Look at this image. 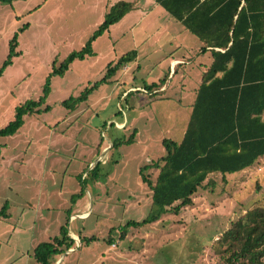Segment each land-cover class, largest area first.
<instances>
[{"label":"rangeland","instance_id":"374dc122","mask_svg":"<svg viewBox=\"0 0 264 264\" xmlns=\"http://www.w3.org/2000/svg\"><path fill=\"white\" fill-rule=\"evenodd\" d=\"M123 1L137 2L140 9L144 5L143 0ZM116 2L118 0L0 1V70L16 34V52L19 53L0 75V129L14 120L18 106L28 100L41 99L53 70L61 68L73 52L82 50ZM136 22L129 20L122 28H114L98 37L93 43L94 56L74 60L63 76L51 78L50 92L40 112L25 116L24 125L15 135L0 138V209L9 202L11 212L9 220L0 219V264H39L34 258L35 248L48 237L59 235L60 226L67 225L66 210L70 201L64 199L82 190V183L94 190V174L100 183L109 181L103 187L106 194L101 198L106 209L100 207L98 201L94 212L97 214L99 209L108 212L79 223L83 234L95 240H80L81 250L75 243L76 254L65 252L56 257L54 264H72L67 261L71 259L74 264H104L116 251L146 253L144 264H230L227 259L231 253L226 250L229 243L225 242V234L249 210L264 206L263 157L254 166L225 180L221 175L209 176L205 186L194 196L192 206L182 208L178 214L164 215L157 224L131 227L127 242L122 240L119 229L126 227L130 220L142 222L152 209V192L142 181L141 168L167 155L165 140L181 142L178 134L184 128L182 121L190 114L191 103L176 90L182 82L187 87L192 86L188 77L184 81L182 78L187 67H178V74L169 83L166 94L144 95L147 104L142 108L133 99L129 102L127 98L121 99L124 90L134 85L132 81L141 83L145 77L134 61L91 91L87 100L75 109L64 103L99 83L109 66H115L123 55L137 51L145 36L136 26L130 31ZM155 39L152 38L150 44L158 43ZM171 42L170 45L157 44L164 52L152 54V63L161 62L166 52L193 58L197 65L209 58L207 54L201 62L197 60L202 44L187 31H180ZM177 44L183 47L178 49ZM128 66L129 72L125 69ZM155 67L156 76L164 73L163 65ZM193 76L198 78L200 73L196 71ZM181 99L183 111L177 107ZM47 107L50 110L47 111ZM112 120L125 124V129L106 130V123ZM134 127L141 136L139 140L113 149L110 156L107 154L104 158L106 163L100 162V169L94 173L88 160L101 155L109 139L128 140ZM50 151L53 153L43 167L42 159H46ZM13 158L17 161H11ZM8 164L9 169L5 167ZM83 170L81 179L72 175ZM107 173L115 174L116 181L110 182ZM145 174L155 182L159 171L149 169ZM210 182L215 185H209ZM115 190L120 192L115 193ZM60 193L63 198L57 197ZM78 198L76 195L74 201ZM28 202L36 208L29 209ZM19 208L26 209L22 217ZM47 226L49 233L44 232ZM71 231L77 230L74 227ZM109 239L115 240L118 250H114V245L111 248ZM63 255L67 260L59 262ZM100 257L106 258L99 262Z\"/></svg>","mask_w":264,"mask_h":264},{"label":"trees","instance_id":"16d2710c","mask_svg":"<svg viewBox=\"0 0 264 264\" xmlns=\"http://www.w3.org/2000/svg\"><path fill=\"white\" fill-rule=\"evenodd\" d=\"M0 1L12 3L13 0ZM154 1L203 43L202 53L209 50L213 63L203 75L183 140L180 143L165 140L167 155L141 168L142 181L152 191V209L142 222L129 221L122 227V238L131 227L155 223L170 212L178 214L182 208L192 206L194 196L205 186L209 176L221 175L225 180L228 175L239 174L264 157V0ZM135 9L136 2L114 4L82 50L73 52L61 68L53 70L41 99L28 100L16 108L14 120L0 129V138L15 135L24 125L25 116L40 112L50 92L51 78L63 76L74 60L94 56L92 48L97 38ZM17 38L16 34L0 75L19 54L16 52ZM136 58L135 50L123 55L115 66H109L99 83L79 97L70 98L64 105L75 109L87 100L91 91ZM164 83L165 80L149 88ZM136 134L134 131L128 140L115 138L112 148L134 143ZM149 169L159 171L155 182L145 174ZM8 209L5 203L0 218L9 216ZM225 237V242L229 243L226 250L231 253L227 259L230 264H264V206L249 210L232 225ZM94 240L91 238L88 242ZM108 243L111 245L112 239ZM74 245L66 225L60 229L59 237L36 247L34 258L39 264H54L56 257Z\"/></svg>","mask_w":264,"mask_h":264},{"label":"crops","instance_id":"0c3cea01","mask_svg":"<svg viewBox=\"0 0 264 264\" xmlns=\"http://www.w3.org/2000/svg\"><path fill=\"white\" fill-rule=\"evenodd\" d=\"M118 2H120V0H118ZM143 2H144V5L141 6L142 9H140V6L136 2V8L137 9L135 11H132L131 13L127 14L119 23L113 25L108 30L110 32L114 28H117V29L122 28V26L125 22H128L129 20H131V23H133L134 21L137 20V22L130 28V31H132L134 28L137 27L140 29L142 35L145 36L144 41L141 42V46L137 48V58L134 61V64L138 67L139 71L143 70V73H145V75H144L145 77L143 78L141 83H138L136 81H132L131 84L135 85L137 83L136 86L131 85L128 90H124V92L121 95V99L123 100V99L127 98L128 102L133 99L136 102V105L138 107H140V105H141V108H142L143 105L147 104V100L145 99L146 97L144 95L132 94L133 93L132 92V93L128 94L126 97H124V93L128 92L132 88H147L148 90H151V91H159L155 95L162 93V92H163V94H166L170 89V84L174 80L175 76L178 74V71H179L178 67H180V68L182 66L187 67V68H185L186 72L184 73L182 78L184 81L185 78L188 77L189 80L191 81L190 85H192V86L187 87L184 84V82H182L180 84V89L176 90V93L180 94L181 97L182 96L188 97V99L190 100V103H191L190 114H189L188 118L186 120H184V122L182 121L184 128H182V132L180 131V133L178 134V136H180L179 137L180 141H182L184 136H185L186 129H187V126H188L190 118H191L193 105H194V103L196 101V97H197V92H198V90L202 84V81H203V75L208 71V69L212 65L213 57H212L211 52L209 50L205 53H202V48L204 45L200 41L202 46L199 47L198 54H200V55L197 57V60H199V62H201L203 59H205V56L207 54L209 55L208 56L209 58H208V60L202 61L201 63L198 62L199 65L195 64L196 62L193 60V58H187V56H185V55L178 57V56H175L174 54H170L169 52H166V55L164 58L161 59V62H158L156 64L152 63L150 60V57L152 56V54H156L157 52H161V53L164 52L163 51L164 48L162 46L161 47L157 46L158 43H161V44L166 43V44L170 45L172 43L171 41L174 39L175 35L179 34L180 31L181 32H186V31L189 32V31L186 30L185 27L180 22H178L176 19H174L164 8H162L160 5H158L154 0H143ZM116 3H114V4H116ZM143 6H145V7H143ZM148 20H150V21L147 22ZM156 37H158V38H156ZM152 38H153V40L156 38L155 40L158 43L154 42V43H151L152 44L151 45L149 41ZM147 44L149 47H147ZM182 47H183L182 44H177L178 49H181ZM173 48H174V46L171 45V49H173ZM216 50L220 51V52H224L223 50H218V49H216ZM155 65H158V66L163 65L164 66V68H165L163 70L164 73L161 72L159 74V77H160V75H162L161 76L162 79L155 75L156 74L155 70L157 69V67H155ZM188 67H189V69H188ZM129 70H130V68L128 66L127 72H129ZM188 71L190 72L189 74H188ZM196 71H198L200 73V76H198V78H197V76H193V73ZM127 72H124V73H127ZM154 76H156V77H154ZM196 78H197V80H196ZM163 80H165V83L163 85H159L158 87L153 88V89L149 88V86H151L153 84L158 85ZM168 84H169V88H168ZM155 95H153V96H155ZM177 107L178 108L180 107V109L182 110V99L180 100L179 106H177ZM129 112H132V111L130 110ZM128 116H129V114H128ZM124 117H125V114H124ZM109 123L111 125H110L108 130L115 128L116 127L115 123L122 126L121 129H125V124L119 123L116 120H112V121L106 123V130L108 128ZM134 129H135L134 131H136V133H137L135 136V142H136L137 140H139V138L141 136H138V134H139L138 129L135 127H134ZM118 130H120V129H118ZM115 138H117V137H115ZM115 138H112V139L114 140ZM113 140L109 139L108 145H111L113 147ZM105 148H104L105 151L101 155H98L96 157L93 156L94 158H91L88 160L91 163L90 165L93 166L95 163H97L101 156H103V159H104L106 157V155L109 154L114 149V148H112L110 151L109 150L107 151ZM52 153H53V151H50L49 154L46 153L47 158L42 159L44 161V163H42L43 167L49 161V159H50L49 156L52 155ZM55 154H58V153L56 152ZM109 156H110V154H109ZM58 158H60V157H58ZM103 159H102L103 163H106V161ZM11 161H17V160H14V158H13ZM84 163H87V161H85ZM9 165L10 164H8L5 167L9 169ZM71 165H72V162L70 163V166ZM105 165L107 166V164H105ZM99 166H98V169H100ZM47 168H49V167H47ZM46 170L48 171L49 169H46ZM52 171L56 172L55 169H53V168H52ZM84 171L85 170H83L82 172L76 171V172H73L72 175H76L81 179L82 175L84 174ZM108 172H111V171H108ZM107 175L109 177L110 182L116 181L115 180V176H116L115 174H112V173L108 174L107 173ZM29 178H31V177L29 176ZM94 180H95V181H93L94 185L92 186L94 190L89 189L86 184L82 183V185H83L82 188H84V189H82L83 191L78 189L79 191H77L76 194H72L69 198L64 199V200L70 201L69 207H67V210H66L67 213L68 212L70 213V214L68 213L69 219L67 221V226L69 225L68 226L69 237L75 241L76 245L79 246L78 248H80V250L83 248V243H82V247H81V241L84 240V241L88 242V240H89L88 239L89 236L84 235L83 232L81 231V229H80L81 224L90 220L94 215L102 216V215L107 214V213H104L107 210L105 211V210H101V209H99L96 212L97 214H95L94 209H95V206H96L98 201H99V203H101L100 207L106 209L107 205L102 202L101 198H102V195L104 196L106 194L105 190H103V187H106L109 181L104 182V183H102V182L100 183L99 181H97L96 175H94ZM114 186H117V184H114ZM85 190H86V192H85ZM114 192L118 193L120 191L115 190ZM79 194H82V195L79 196L78 201L76 200L74 202V200H73L74 197L76 195H79ZM60 196L63 198V195H61V193L57 195V197H60ZM50 197L51 196H49V198ZM150 198L152 200V195ZM122 201L127 202L126 199H123ZM6 203H8V205H9V209H8L9 216L7 218H0L3 220H9L11 218L10 204H9V202H6ZM27 206L29 209L36 208V207H32L33 204L31 202H28ZM24 209L19 208V211L21 212L20 213L21 217L24 215V213H25L24 211H26V209L25 210ZM48 212L50 213V211H48ZM130 221L141 222L139 220H130ZM159 221L152 223V224H157V223H159ZM76 223H77V225L75 226ZM79 223H81V224L79 225ZM60 227L62 228L63 226H60ZM74 227L76 228L77 231H71V229ZM49 230H50V228L47 226L45 228L44 232L49 233ZM119 231L121 232V229H119ZM129 233L130 232L128 231L125 238H122L123 241L127 242L126 240L128 239V237L130 235ZM59 235H60V232H59ZM59 235H56L54 237H48L47 241L41 242V243L52 242L54 240V238L59 237ZM92 238H94V237H92ZM41 243H39V244H41ZM113 245H115L114 239H112L111 248ZM118 248L119 247H116V248H114V250H118ZM75 250H76V248H71L70 250H68L69 252L66 251V253L74 255L77 252ZM145 250H147V249H145ZM63 256H61L60 259H62ZM104 258H106V257H102V258L100 257L99 262H102V259H104ZM146 258H147L146 253L144 255H141L139 253L134 254V253L128 252V251H116L114 253V255L108 256V258L106 259L107 261L106 262L103 261V263L104 264H125V262H126L128 264H144L145 261H147ZM64 260H67V258L65 256H64ZM73 260L74 259L67 260V261L74 264Z\"/></svg>","mask_w":264,"mask_h":264},{"label":"built area","instance_id":"2783aa9c","mask_svg":"<svg viewBox=\"0 0 264 264\" xmlns=\"http://www.w3.org/2000/svg\"><path fill=\"white\" fill-rule=\"evenodd\" d=\"M124 67H126V66H124ZM123 67V68H124ZM125 69H128V67L127 68H125ZM132 92H139V93H141V94H143V95H146V96H153V95H155L156 93H158L159 91H151V90H148L147 88H132V89H130L128 92H126V93H124V97H126L128 94H130V93H132ZM110 123L108 124V128H107V130L109 129V127H110ZM115 126H116V128H118V129H120V128H122L119 124H117V123H115ZM107 151L109 150H111L112 149V146L111 145H107V147L105 148ZM102 159H103V156H101L100 158H99V160H98V162L97 163H95L93 166H92V170L95 168V166L97 165V164H100V162L102 161ZM104 160V159H103ZM103 162V161H102ZM114 247H115V245H114ZM64 259V256L62 257V259H59V262H61L62 260Z\"/></svg>","mask_w":264,"mask_h":264}]
</instances>
